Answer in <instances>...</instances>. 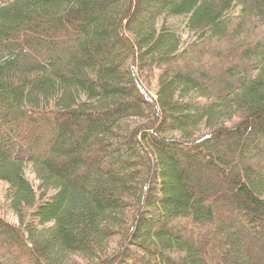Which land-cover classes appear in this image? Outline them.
<instances>
[{
    "label": "trees",
    "instance_id": "trees-1",
    "mask_svg": "<svg viewBox=\"0 0 264 264\" xmlns=\"http://www.w3.org/2000/svg\"><path fill=\"white\" fill-rule=\"evenodd\" d=\"M0 153V264L264 260V0H0Z\"/></svg>",
    "mask_w": 264,
    "mask_h": 264
},
{
    "label": "rangeland",
    "instance_id": "rangeland-1",
    "mask_svg": "<svg viewBox=\"0 0 264 264\" xmlns=\"http://www.w3.org/2000/svg\"><path fill=\"white\" fill-rule=\"evenodd\" d=\"M175 23L178 25H182L184 23V19H178V20H175L174 22H172V24H175ZM192 64L194 65L195 63H192ZM21 175L22 174H21V170H20L19 166L16 165L13 161L7 159L2 153H0V186L3 187L4 185H6V183H11V184L15 185V183L18 182ZM26 175L33 182H35L38 186L41 185V182L39 180V177H38L36 170H35L33 165L27 167ZM212 175H213V173L211 171L208 172V174H207L208 177H211ZM209 192L213 194L212 195L213 198H218V196L219 197L221 196V198H222L223 196H225L224 189H222L221 187L218 189L216 188L213 192H212V190H210ZM15 220H16V222H18V224H20L18 219H15ZM242 235H243V239L245 241H247L246 243L248 244V241L250 239V235H248L247 232H245V231H243ZM187 236H188V238H190V237L194 238L193 241L196 243V245L199 247L200 250H202V248L205 250L206 248L210 247V245H211L210 239L202 238L198 234H196L195 232H192V233L189 232L187 234ZM232 242L235 243L236 241L233 239ZM246 254L250 255L251 252L249 250H247ZM202 256H204L202 258H205L208 261V255H202ZM208 262H209L208 264H212V262H210V261H208ZM257 264H264V260H262V258L258 259Z\"/></svg>",
    "mask_w": 264,
    "mask_h": 264
}]
</instances>
